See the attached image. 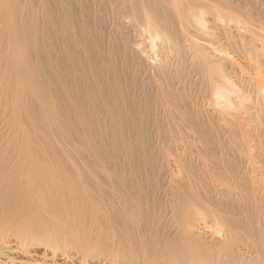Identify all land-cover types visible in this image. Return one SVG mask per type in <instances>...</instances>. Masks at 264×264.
Listing matches in <instances>:
<instances>
[{"label":"bare ground","instance_id":"6f19581e","mask_svg":"<svg viewBox=\"0 0 264 264\" xmlns=\"http://www.w3.org/2000/svg\"><path fill=\"white\" fill-rule=\"evenodd\" d=\"M259 29L264 0H0V264H264Z\"/></svg>","mask_w":264,"mask_h":264},{"label":"rangeland","instance_id":"374dc122","mask_svg":"<svg viewBox=\"0 0 264 264\" xmlns=\"http://www.w3.org/2000/svg\"><path fill=\"white\" fill-rule=\"evenodd\" d=\"M205 18H208V20L210 19L209 15H206ZM205 18H204V19H205ZM208 20H207V19L204 20V23L207 22V27H205L206 25L203 24V25H202V26H203L202 29H203V30H213V29H214L213 31L216 33V35H219V37H220L221 35H223V34H220V33H222V32L220 31V29L218 30L219 27H217V29H216V26H218V25H216V26L214 27V25H215L214 22L210 19V21H211V23H212V25H210L211 23L208 22ZM226 20L228 21L229 19H226ZM221 21H223V20H221ZM227 21H223V22L225 23V25H226V22H227ZM209 23H210V24H209ZM222 24H223V23H222ZM228 24H229V27L227 26ZM230 24H231V26H230ZM209 25H210V26H209ZM223 25H224V24H223ZM227 25L225 26V27H227V28L224 29L223 33H224L225 31H226V32H229L230 30H232V29L235 28L234 31L232 30V33H229V34L227 33L228 35L231 34V37H232V36H236L237 33H238L237 31H239V30H240L239 32H241V31L243 32L244 30L246 31V29H245L244 26H243L244 29H243V28H240V27H242V25L239 26L238 28H236L238 25L235 24V23L233 24L231 21H230V23H229V21H228ZM219 26H221V25L219 24ZM235 26H236V27H235ZM208 27H209V29H208ZM212 27H214V28H212ZM223 27H224V26H223ZM230 27H232V29H231ZM143 28H144V27H142V29H143ZM211 28H212V29H211ZM228 28H230V29H228ZM237 29H238V30H237ZM242 29H243V30H242ZM143 30H144V35H145V37H144L143 35H141V36H143V37L139 39V41H142V42L144 41L143 44L145 43V44H144L145 47H144V45L142 44V42H139L140 45H141V46H140V49H141V47L143 46V49H141V51H142V52H143V51L145 52V55H144V52H143V57L145 56L144 58H147L146 56L149 55L148 57H149L150 60H149V59H147V60H149V62H152V61H153L154 63H153V62H152V63L154 64V66H156V65H157V66H158V65L160 66V65H161L160 63L163 62V60L165 61V54H166V52H164V53H163V52H160L161 55L163 54V55L161 56V55H159V51L165 49L164 51L167 50V53H168V51L170 52L171 50L169 49V48H170V47H169V44L167 45V42L165 43V42L163 41V39H162L160 36L157 37L155 34H154V36H152L153 33L150 32V31L148 32V29H146L149 35H150V33H152V35H150L149 38H151V37H153V38H154V37H157V38H158V40H157V38H154V39H148V36H146V33H145V28H144ZM228 30H229V31H228ZM235 30H236V31H235ZM262 30H263V29H261V31H260V29H259L260 32H262ZM217 31H218V32H217ZM230 32H231V31H230ZM234 32H236V33H234ZM242 32H241V33H242ZM141 33H143L142 30H141ZM262 33L264 34V31H263ZM262 33H261V34H262ZM224 34H225V33H224ZM232 34H234V35H232ZM235 34H236V35H235ZM225 36H226V35H225ZM217 37H218V36H217ZM231 37H227L228 39L226 38L227 41H225L226 39H223L224 36H222V37H220V39H219V41H218L220 44L215 40V44H214V45H216V46H215L216 48L220 49V51H219L218 49H217V51H218V52H221V53H222L223 50H225L226 48H227L228 50H229V48H230L229 51L226 49L227 52L224 51L223 53H224V54H228V55L231 54V57H232V55H233L234 58H232V59H233L234 61L236 60V61H235L236 63H239V61H240L239 65H240V64L243 65V61L241 62V60H243L244 57H241V56H240V55H241L240 52H242V55H244V56L246 55V53H245V51H243V47H241V46H239V45H238L237 47L235 46V50H237V48H238L239 51L237 50V52H238V54L240 53L239 56H238V54L236 53V51H235L234 48H233L234 45H233V43H232L233 41L231 42V39H230ZM145 38H146V39H145ZM221 38H222V39H221ZM141 39H144V40H141ZM147 39L149 40V42L147 41ZM159 39H162V41L160 40V42H159ZM150 40H151V41H150ZM217 40H218V39H217ZM221 40H222V43H225V42H227V43H225L224 46H221V42H220ZM261 40L264 41V38H262V36H261ZM145 41H146L147 43H146ZM161 42H162V43H161ZM216 42H217V43H216ZM228 42H229V44H228ZM153 43H154V44H153ZM160 43H161V44H160ZM163 43H165V44H163ZM231 43H232V44H231ZM151 44H153V45H152V48H150V47H151ZM157 44H158V46H157ZM217 44H218V45H217ZM227 44H228V45H227ZM230 44H231V45H230ZM159 45H162L163 47L165 46L166 48H165V47L163 48L162 46H159ZM147 46H148V47H147ZM153 46H154V47H153ZM155 46H156V47H155ZM220 46H221L222 48H221ZM225 46H227V47H225ZM229 46H230V47H229ZM159 47H160V48L162 47L163 49H160ZM168 47H169V48H168ZM144 48L146 49V51H145ZM156 48H157V49H156ZM167 48H168L169 50H168ZM223 48H224V49H223ZM240 48H242V49H240ZM151 49H152V50H151ZM158 49H160V50H158ZM171 49H172V48H171ZM150 50H151V51H150ZM231 50H232V51H235V52H232ZM240 50H241V51H240ZM153 51H154V52H153ZM230 51H231V52H230ZM147 52H148V53H147ZM153 53H154L155 55H154ZM223 53H222V54H223ZM150 54H151L152 56H151ZM170 54H171V55H170ZM170 54H167L166 58H169V56H171V58H169V60H170V62H172L173 64H175V62H177V61H176V59H177V55H176V57H174V56H175V53H173V50H172V52H170ZM236 54H237V55H236ZM172 55H173V56H172ZM150 56H151V57H150ZM158 56H159V57H158ZM163 56H164V58H163ZM235 56H237V57H235ZM173 57H174V59H173ZM151 58H153V59H151ZM158 58H159V59H158ZM161 58H163V59H161ZM175 58H176V59H175ZM235 58H237V59H235ZM242 58H243V59H242ZM154 59H155V60H154ZM158 60H159V61H158ZM160 60H161V61H160ZM174 60H175V62H173ZM152 63H150V64H152ZM155 64H156V65H155ZM163 64H164V62H163ZM163 64H162V65H163ZM162 65H161V66H162ZM154 66H153V67H154ZM157 66H156V67H157ZM156 67H154V68H156ZM157 68H158V67H157ZM231 75H232L231 77L234 78V79L231 78L232 83H233V81L235 82L236 80L238 81L239 79L242 80V79L244 78V79H243L244 81L241 82V83H243L242 85H241V83H240L241 80H239L238 83H237V81L234 83V85H237V86H238V87H237V86H236V87L239 88L238 90H239L240 94H239V92L237 91V88H236V91H237L236 93H238L243 99H246V98L250 99L249 96L252 97L251 99H255V97H253V95L256 96L255 94H253V92H254V90L252 89L253 87H251L252 85H251L249 82H247V84H246V81H247L246 78H245L244 76L242 77V75H241L240 73L237 74L238 76L236 75L235 72H234V74L232 73ZM239 75H240V77H242V78H240ZM235 76H237L238 78H236ZM232 79H233V80H232ZM235 79H236V80H235ZM236 83H237V84H236ZM239 83H240L241 86L239 85ZM248 83H249V85H248ZM245 85H246V86H245ZM247 85L250 86L249 89H248ZM239 86H240V87H239ZM244 86L247 87V90L244 89ZM241 89H243V90H241ZM251 89H252V91H251ZM240 90H241V91H240ZM243 91H244L245 93H247V92L249 91V93H247V95H249V96H247V95H246V97L243 96V95H244V92H243ZM246 91H247V92H246ZM251 92H252L253 95L251 94ZM254 93H255V92H254ZM236 95H237V94H236ZM236 95H235V96H232L233 99H234L235 101H234L233 99H231V102H232V103L230 102V108H231V105L234 103V105H235L234 108L237 107L236 109H238V103H235V102L240 101L242 98L240 97V99H239V95H237L238 97H237ZM232 97H231V98H232ZM236 97H237V99H236ZM238 99H239V100H238ZM237 100H238V101H237ZM233 101H234V102H233ZM222 103H223V102H222ZM222 103H221V104L218 103V104L221 105V108L224 109V106H223L224 104H222ZM234 105H232V108H231L232 110H235V109L233 108ZM222 106H223V107H222ZM236 111H237V110H236ZM189 139H190V138H189ZM192 139L194 140L195 138H192ZM192 139H190V141H191ZM193 140L191 141V143H188V142H190V141H188L187 143H184V142L182 143V144H187V145L191 144V146L188 147L187 145H185V146L182 145L183 148H185L184 150H182V149L179 150V149H180V147H179V149H178V150H179V153H178V154L180 155V157H182V156H181L182 153H183L182 155L184 156V152L186 151V149L188 150L189 148H190V151H191L192 153H193V151H195L194 155H195L196 153L198 154V152H196V149H198V147H199V146H198V143H196L197 140L195 139L196 142L193 141ZM192 142H193V143H192ZM194 142H195V143H194ZM193 144H194V145H193ZM196 144H197V145H196ZM180 145H181V143H180ZM195 145H196V146H195ZM192 146H195L196 149H195L194 147H192ZM181 148H182V147H181ZM191 149H192V150H191ZM194 149H195V150H194ZM178 150H176V152H175L176 154H177ZM181 152H182V153H181ZM175 153H170L171 155L169 154L170 157L172 156V154H174L173 157L175 158V161L173 160L174 158L171 157V160L169 159V160L167 161L168 163H166V166H168V167H166V168L164 167V168H165L164 171L167 172V171L169 170L168 172L171 173V174H172L174 171H175V172H174L175 174H178V173H177L178 171H176V170L178 169V167H177L176 165H177V163H178L177 160H178L180 157H179V155H178V157H177L178 159H177V158L175 157V155H176ZM186 153H187V151L185 152V154H186ZM170 157H169V158H170ZM203 157H204V156H203ZM203 157H202V158H203ZM195 159H196V155H195ZM195 159H194V160H195ZM169 161H170V162H169ZM172 161H173V162H172ZM176 161H177V162H176ZM174 162H175V163H174ZM169 163H171V164H169ZM173 163H174V164H173ZM170 165H172V166L175 165V166H173V167H174V168H173V167H171ZM169 168H170V169H169ZM167 169H168V170H167ZM172 169H173V170H172ZM171 170H172V172H171ZM178 170H179V169H178Z\"/></svg>","mask_w":264,"mask_h":264}]
</instances>
